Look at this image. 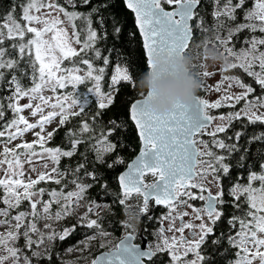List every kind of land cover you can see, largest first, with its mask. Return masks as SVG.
I'll use <instances>...</instances> for the list:
<instances>
[{
	"label": "snow or ice",
	"instance_id": "snow-or-ice-1",
	"mask_svg": "<svg viewBox=\"0 0 264 264\" xmlns=\"http://www.w3.org/2000/svg\"><path fill=\"white\" fill-rule=\"evenodd\" d=\"M123 3L153 73L161 57L189 53L194 38L204 37L197 48H218L224 62L217 70H209L207 57L193 69H202L201 89L220 96L177 102L158 115L149 108L153 93H139L128 107L139 153L126 163L117 153L120 138L111 139L127 130L126 122L101 120L118 85L136 88L116 43L107 54L97 46L123 34L119 19L104 14L109 4L79 11L93 0H22L10 8L0 18V121L12 116L0 126V264H264V130H257L264 129V0ZM113 53L117 62L104 92ZM66 60L70 66L62 67ZM216 75L220 80L208 84ZM89 84L94 100L79 92ZM222 108L228 111L210 114ZM26 109L34 120L23 115ZM62 128L66 146H47ZM28 132L31 142L23 139ZM119 166L124 170L116 173ZM93 188L96 197L89 198ZM114 206L124 220H109ZM161 206L165 211L154 216ZM141 219L158 225L144 229L151 241L141 235ZM67 220L74 223L57 227ZM107 225L122 227L118 243ZM73 236L83 238L61 253ZM93 247L107 250L93 256Z\"/></svg>",
	"mask_w": 264,
	"mask_h": 264
},
{
	"label": "trees",
	"instance_id": "trees-1",
	"mask_svg": "<svg viewBox=\"0 0 264 264\" xmlns=\"http://www.w3.org/2000/svg\"><path fill=\"white\" fill-rule=\"evenodd\" d=\"M22 0H0V18L4 17V15L7 13V11L12 8L15 4L18 5L21 3ZM61 3H63V0H61ZM100 3H108L109 7L107 10L104 12L106 16L109 15H114L116 18L119 19V21L122 24L123 27V34L119 38L118 42L114 41L111 34L109 35V38L106 42H101L97 46L101 48L102 52L107 54L108 49L111 48L113 43H116V47L123 53L122 56L119 57V62L121 65H126L132 76L135 79L136 82V88L133 90L131 87H129L127 84L122 83L121 85H118L117 87L119 88L118 92H114L113 95L115 96V102L114 104L107 110H104V114L101 117V120L105 126H107V122L110 119H117V120H123L127 124V130L126 131H118L117 134L111 139L115 142L117 140V136L120 138L119 143H122L124 147H119L117 148V153L125 158L126 163L131 162L132 159L135 158L136 155L139 153V140L137 133L134 129L133 123L129 119L128 115V107L129 104L134 101L135 99H139V93L140 90L137 87V81L140 75L147 71L145 67V52L142 47V39L141 36L135 26V20H134V15L132 12L126 9L125 4L123 3V0H93V4L89 6H83L80 5L78 6L79 11H90L91 7L100 4ZM207 8V11L210 13L211 12V7L209 5H205ZM15 15L19 17L20 12L19 8L17 7ZM208 22L211 23V17H207ZM79 23V22H77ZM129 33H132L133 35H129ZM83 39V37H82ZM204 37H198L194 38L193 43L191 44V48L194 46V44L198 43L199 41H202ZM190 48L189 53L192 52ZM117 62V56L115 53H113V56L111 58V63L107 67L106 74H105V79L102 81V90L104 92L109 91V86H110V78L114 74V67ZM67 64H69V61H67ZM97 65L102 66V61H97ZM82 68L84 66H81ZM27 83V81H25ZM87 87H90V85H82L79 88L80 92H83L84 95H88L89 99H95L92 97L90 94H87ZM7 94V93H5ZM203 93L199 90L198 96L203 97ZM96 111V106L95 104L92 105L90 109V114L94 113ZM8 115L6 114L7 118ZM75 120H73V124H75ZM1 130V128H0ZM49 147H56V146H61L65 147L66 142L64 141V129L62 128L60 132L50 141L48 142ZM114 153L113 157L117 154ZM113 157H109L108 159H112ZM68 163V161L64 160L61 163V167L63 168L64 165ZM124 170V166H119L115 169L116 173H119ZM112 173L108 172V176L111 179L112 178ZM46 187V188H58L59 186L55 184H44L42 183L38 187ZM113 187L115 185L113 184ZM67 191V189H66ZM96 197V188H93L91 192L89 193V198H95ZM47 199V197H45ZM105 199H110V198H105ZM27 202H25L22 207H26ZM136 209V208H135ZM136 211H138L136 209ZM131 213V209H130ZM126 217L123 213V210L119 206H114V215L109 216V220L115 219V220H124ZM71 223H74L73 220H67V221H62L60 222L57 227H62L65 225H69ZM108 230L113 232L112 237H109L110 240L114 241V244L119 241V238L122 237L123 235V229L119 225H107ZM83 236H73L72 238L68 239L66 242H62L59 251L61 253L64 252V249L73 245L77 240L82 239ZM107 249H97L93 247L92 249V255H98L102 251H106ZM66 259H73V255L69 254L65 256Z\"/></svg>",
	"mask_w": 264,
	"mask_h": 264
},
{
	"label": "clouds",
	"instance_id": "clouds-1",
	"mask_svg": "<svg viewBox=\"0 0 264 264\" xmlns=\"http://www.w3.org/2000/svg\"><path fill=\"white\" fill-rule=\"evenodd\" d=\"M197 55L186 53L181 58L161 57L156 61V72L151 70L143 72L137 81L141 93H153L149 108L153 113L162 115L170 112L174 105L192 103L198 96L202 86L201 77L193 70ZM200 60L207 57L210 65L221 64L224 57L220 50L214 46L201 45ZM172 73V75H167Z\"/></svg>",
	"mask_w": 264,
	"mask_h": 264
},
{
	"label": "rangeland",
	"instance_id": "rangeland-1",
	"mask_svg": "<svg viewBox=\"0 0 264 264\" xmlns=\"http://www.w3.org/2000/svg\"><path fill=\"white\" fill-rule=\"evenodd\" d=\"M69 32L71 33V29H69ZM211 34H209V36H210ZM201 41H199L198 43H200ZM197 44V43H196ZM196 44H194V46L191 48V46H190V48H191V50H192V52L191 53H193L194 55H197V54H199V52L201 51V48H197L196 47ZM75 47H77V48H79V45H74ZM209 46H212L211 44H209ZM237 47L239 48L240 46H238L237 45ZM202 62V60H200V59H197L194 63L195 64H199V63H201ZM208 64V63H207ZM219 65L220 64H216V65H210V64H208V66H209V70H212V71H215V70H217L218 69V67H219ZM66 66H70V65H68L67 64V60L66 61H64V63H63V65H62V67H66ZM194 70V72H199V71H202V69H199V68H196V69H193ZM220 80V76L219 75H216L215 77H213V78H211V79H209L208 81H207V83L208 84H210V85H214L217 81H219ZM90 85V84H89ZM91 86V85H90ZM63 91V90H62ZM200 91L204 94V98H206V99H208L209 101H214V100H216L219 96H220V93H216V92H204L202 89H200ZM80 92V91H79ZM46 95H48V94H50V93H45ZM80 94H82V95H84L83 94V92H80ZM88 94V93H87ZM27 101L26 100H22L21 101V104H24V103H26ZM7 115H8V117L7 118H5V121H0V126H2L7 120H10L11 118H12V116H11V113L9 112V113H7ZM23 115L26 117V118H28L30 121H32V120H34L35 118H33V117H31L30 116V114H29V110H25L24 111V113H23ZM55 127H57V124L56 123H53L52 125H50V126H48V128H47V130L48 131H52V129L53 128H55ZM1 128V130H2V127H0ZM35 131H39V129H36ZM23 139L24 140H26V141H29V142H31V141H33L34 139H35V137L33 136V134H32V132H28V133H26L25 135H24V137H23ZM205 139H207V137H205ZM17 143H20V140H16V141H14L13 142V145H9L10 147H12V146H14V144H17ZM0 150H2V146H0ZM27 165H25V169L27 170ZM27 172H26V176H27ZM3 175V173H0V176H2ZM31 175L33 176V178H35V173H31ZM149 179H151V178H149ZM0 194H2V193H0ZM135 200H132V201H130V203H132V204H135ZM136 212V209L135 208H132L131 209V213H135ZM153 212V211H152ZM154 215V214H153ZM161 214H158V215H156L157 217L158 216H160ZM155 216V215H154ZM141 221V220H140ZM148 223H151V222H148ZM140 225V223L138 224V228L141 230L142 229V227L141 226H139ZM4 229L3 228H0V231H3ZM141 234H142V232H141ZM112 237V236H111ZM110 239V238H109ZM112 240H114V239H112ZM113 242V244H114V241H112Z\"/></svg>",
	"mask_w": 264,
	"mask_h": 264
},
{
	"label": "flooded vegetation",
	"instance_id": "flooded-vegetation-1",
	"mask_svg": "<svg viewBox=\"0 0 264 264\" xmlns=\"http://www.w3.org/2000/svg\"><path fill=\"white\" fill-rule=\"evenodd\" d=\"M20 4V3H19ZM18 4V5H19ZM16 5V4H15ZM210 6V5H209ZM211 7V6H210ZM238 46H240L239 44H237ZM245 79L247 80L248 78L247 77H245ZM202 98H204V95H203V97ZM210 111V114H212V115H217V114H219V113H221V112H226V111H228V109H213V110H209ZM258 131L259 130H264V129H257ZM165 211V209L161 206V207H157V208H155L154 210H153V212H152V214H154L155 216L156 215H158V214H162L163 212ZM139 223H140V225L139 226H141L142 227V229H141V232H142V236H143V238L144 239H146V240H148V241H151L152 239H153V237H151V236H148L147 235V231H152L154 228H156L158 225L157 224H155V223H145V221L143 220V219H141V221H139ZM145 228H147V231H144V229ZM118 243V242H117Z\"/></svg>",
	"mask_w": 264,
	"mask_h": 264
},
{
	"label": "water",
	"instance_id": "water-1",
	"mask_svg": "<svg viewBox=\"0 0 264 264\" xmlns=\"http://www.w3.org/2000/svg\"><path fill=\"white\" fill-rule=\"evenodd\" d=\"M130 11V10H129ZM131 12V11H130ZM142 39V38H141ZM191 46V45H190ZM146 240V239H145Z\"/></svg>",
	"mask_w": 264,
	"mask_h": 264
}]
</instances>
